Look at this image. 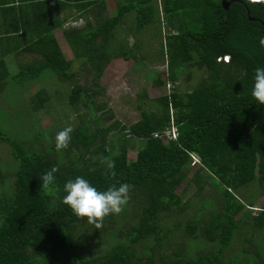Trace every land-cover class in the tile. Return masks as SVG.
<instances>
[{
    "label": "trees",
    "instance_id": "trees-1",
    "mask_svg": "<svg viewBox=\"0 0 264 264\" xmlns=\"http://www.w3.org/2000/svg\"><path fill=\"white\" fill-rule=\"evenodd\" d=\"M51 1L34 2L48 4L49 20L58 17L49 8ZM55 1L69 9L76 6L86 14L83 25L64 28L74 56L66 55L55 36L56 27L63 25L59 17L46 26L31 24L30 29L38 35L31 47L37 46L42 55L22 64L16 73H0V79L25 82L26 87L32 80H43L42 72L49 68L69 83L75 74L71 68L74 57H78L83 66L85 62L90 64L84 68H91L86 83H73L68 101L78 107L85 94L89 110L94 112L92 100L102 89L100 79L107 64L115 57H124L134 59L140 68L144 51H139L143 43L138 33L151 25L160 26L164 19L168 32L161 37L160 54L165 57L166 72L162 79L161 72L156 71V82L173 86L155 100L150 99L147 106L139 99L141 117L129 125L115 121L94 127L95 114L89 121L77 123L72 126L69 148L61 152L55 150L53 136L49 140L39 135L38 145H26L0 131V138L10 144L18 161L14 188L0 194V264H264V248L246 235L248 245L235 248L238 254L226 253L235 230L244 224L240 223L244 212L251 217L254 230L264 227V206L257 209L247 195H239L249 183L256 182L260 191L264 189V105H258L251 95L254 70L264 67V47L259 44V38L264 37V1L249 4L247 0H229L225 8L221 0H123L117 3L114 15L104 11L108 0ZM128 12H135L137 20L127 28L135 37L133 44L126 32L117 29ZM72 14L75 12L71 10L64 21ZM225 54L228 61L221 58ZM193 67L204 69L205 74L192 88L177 87L180 77H187ZM46 84L29 100L37 101L36 110L53 108ZM153 100L156 102L152 104ZM172 123L178 131L175 139L163 141L153 135V131L162 132ZM115 127L122 137L118 143L111 134ZM47 129L53 134L52 127L42 130ZM136 145L137 156L131 158L129 149ZM191 153L199 156L198 164H192ZM106 157L116 163L114 179L103 174L101 161ZM54 165L60 166L54 184L40 188L39 176ZM190 167L196 168L188 178ZM77 176L86 178L98 190L112 184L134 186L126 214L104 220L120 229L119 240L110 246L102 240L92 242L89 238L96 232L90 224L86 219L79 220L62 203L65 183ZM190 180L198 191L205 181L214 190L221 185L222 191L214 198L205 194L214 204L209 209H199L200 198L195 196L193 204L197 202V208L188 209L183 221L174 219L173 226L183 237L176 235V248L170 250L165 246L169 229H163L160 221L164 214L186 210L188 203L177 188L182 184L183 189ZM241 212L243 215L237 218ZM82 223L88 225L87 239L75 235ZM186 235L196 240L206 237L218 245L197 249L191 255L184 242ZM144 240L149 242L139 248L138 243Z\"/></svg>",
    "mask_w": 264,
    "mask_h": 264
},
{
    "label": "rangeland",
    "instance_id": "rangeland-1",
    "mask_svg": "<svg viewBox=\"0 0 264 264\" xmlns=\"http://www.w3.org/2000/svg\"><path fill=\"white\" fill-rule=\"evenodd\" d=\"M123 0H108L107 8L104 10L105 13L109 15H114L117 11V3ZM123 25L119 26L117 29L120 32H126L128 40L131 44L134 41L135 37L131 36L130 31H127L128 26L134 25L136 20L135 12H128L124 15ZM83 25V24H80ZM78 25V26H80ZM161 26V31L159 32L158 28ZM160 26L151 25L148 26L145 30L138 33L140 40L143 43L142 49L139 48V51H144V58L141 59L142 64L140 68L134 64V59H125L124 57H115L109 64L106 66L104 73L100 79L102 89L96 98L92 100L94 112L89 110V99L85 94H82L80 103L78 107H74L68 101V92L70 91L73 81H68L58 77L57 72L53 69H45L42 72L44 77L43 80L37 82L32 81L29 85H36L37 87L28 88L27 83L17 82L16 80H10L5 83L3 89H0V131L5 133L8 136L19 139L28 144H36V138L41 135L40 138L45 136L47 139H52V136L55 137L56 133L59 132L62 125H71L75 126L77 123L82 121H89L92 116L95 114L96 117L93 119L94 127H101L107 124H111L115 121H119L120 124L129 125L132 122L138 120L141 117V110L139 108V99L143 100L144 105L147 106L150 99H156L159 95H163L168 92L169 88L166 85L157 84L156 82V71L161 72L162 79L165 77L166 72V63L164 61L165 57L161 56L160 51L161 47V37L163 34L168 32L167 23L164 19L161 20ZM156 30V31H155ZM60 40L63 43L64 52L68 57L72 56L71 48L68 44L64 34L60 35ZM163 40V39H162ZM140 55V52L139 54ZM145 62V64H144ZM78 62L75 63V66L78 67ZM88 72H79L76 76V81H81L86 83L88 81ZM188 76L182 75L180 80L177 81L176 86L180 89H189L192 88L193 84L197 82L198 77H201L205 74V70H199L197 67H193L188 71ZM91 74L89 79L91 80ZM47 83V84H46ZM47 85V92L52 97V110H45L44 108H34V105L37 101H29L32 95L37 92L42 85ZM173 84H171L172 88ZM145 88V89H144ZM83 93V92H82ZM151 103H155L156 101ZM40 109V110H39ZM113 115L109 116V114ZM44 128H51L53 134H51L50 129L42 130ZM118 127H115L111 134H115V139L118 142L122 141L120 134H116ZM44 131V132H43ZM43 135V136H42ZM138 143V141H136ZM137 145L130 147L129 157L136 158L137 156ZM18 166V161L13 156L11 146L8 142L0 138V194L8 191V189L14 188V169ZM196 168V167H195ZM195 168H191L188 171V178H190ZM6 175V176H5ZM10 181H9V179ZM13 183L11 184L10 182ZM182 184L177 188V191L181 190L182 198L184 201L190 205L186 207L184 212H174L172 214H164L163 218L160 221L162 228H168V236L165 238V246L170 250L174 249L175 242L177 239H182L180 234V229L173 226L175 218L180 220H185L188 209L197 208V202L199 209L203 207L209 209L214 204L211 202L210 198H207L206 195H209L211 198L222 191V186L218 185L217 189H213L210 182L205 181L202 187V190L198 191L197 186L191 180L184 185L182 189ZM261 187L256 183H249L244 186L239 191V195H247L256 206L255 208L259 209L264 206V189L259 190ZM258 192H257V191ZM255 191L257 192L256 196ZM200 198L194 203V197ZM205 196V197H202ZM193 199V200H192ZM248 201V199H245ZM193 204V205H192ZM257 209H251L257 211ZM202 210V209H201ZM209 211V210H208ZM127 210L124 208V211L119 215L126 214ZM244 221H240L243 224L241 227H237L235 230V236L232 241V245L226 249V253L230 254L236 252L239 253L238 246L248 245L249 242L246 240V236L250 237L252 240L259 243L264 248V227H257L255 230L252 228L253 223L252 219L246 212ZM243 213H239L237 218ZM112 216V215H110ZM131 221V220H130ZM93 229L92 231L96 232L94 237L89 238L90 234L87 231L88 225L82 223L79 225L80 230H75V235L81 236V238H89L92 242H104L105 246L112 245V242L119 240L120 229L112 225L111 222H104L101 229H96L93 225H90ZM252 228V229H251ZM85 234V235H84ZM178 235V238L177 236ZM246 235V236H245ZM105 239H109L107 242ZM105 240V241H104ZM77 241V240H76ZM96 241V242H95ZM149 241L144 240L138 243L139 248H143ZM184 242L188 245L190 254L193 255L195 250H207L214 247L218 244H213L206 237L200 238L199 240L186 235L184 237ZM77 245L79 241H77ZM103 245V246H104ZM168 245V246H167ZM257 245L256 247H260ZM102 246V245H101ZM179 246V244H178ZM250 247V245H249ZM176 248V247H175ZM244 252V249H241ZM261 252L264 253V249H261ZM95 255V251L91 253ZM248 254V253H246ZM264 256V255H263ZM50 264H59L58 261ZM70 264V263H65Z\"/></svg>",
    "mask_w": 264,
    "mask_h": 264
},
{
    "label": "clouds",
    "instance_id": "clouds-1",
    "mask_svg": "<svg viewBox=\"0 0 264 264\" xmlns=\"http://www.w3.org/2000/svg\"><path fill=\"white\" fill-rule=\"evenodd\" d=\"M255 1L264 0H247L249 4ZM259 44L264 47V37L259 38ZM251 95L258 105H264V67H257L254 70ZM73 132L74 128L68 125L56 133L54 144L57 152L69 148ZM101 163L104 167V176L114 179L117 175L115 161L106 157ZM59 171L60 166L54 165L50 170L40 175V188L48 189L52 186L56 180L55 174ZM133 187L129 183H121L119 186L112 184L106 190H98L89 180L77 176L74 180L69 179L65 183L63 190L66 195L62 197V203L79 220L86 219L87 224L93 225L96 229H101L106 217L118 216L124 211L131 199Z\"/></svg>",
    "mask_w": 264,
    "mask_h": 264
},
{
    "label": "crops",
    "instance_id": "crops-1",
    "mask_svg": "<svg viewBox=\"0 0 264 264\" xmlns=\"http://www.w3.org/2000/svg\"><path fill=\"white\" fill-rule=\"evenodd\" d=\"M37 1L38 0H0V73L2 74L6 72L16 73L20 70L22 64L28 63L42 55L41 50L37 46L31 47L33 42L38 38L37 33L30 29L31 24L46 26L59 17L63 25L56 27L54 33L64 49L63 43L60 40V35L64 34V28L70 25L85 23L86 14L78 11L76 6L71 9L65 8L62 3L58 4L55 0L51 1L49 8L52 9L58 17L49 20L47 18L48 4L40 3L35 5L34 2ZM71 10L75 12V15H69L64 21V18L71 13ZM71 54L72 56L70 57H73L74 54L72 50ZM74 58L75 61L71 67L73 72H75L72 79L73 83H75L74 81L76 80L75 75L79 72L83 73L85 70L88 72L91 68V66L89 68H84V66L90 65L88 62H85L87 64L84 66L79 62L78 67H76L75 63L78 62L79 59L78 57ZM5 81L6 77L0 79V88L4 87L3 83H6ZM32 81L37 82L39 79ZM28 87L37 86L33 84Z\"/></svg>",
    "mask_w": 264,
    "mask_h": 264
},
{
    "label": "built area",
    "instance_id": "built-area-1",
    "mask_svg": "<svg viewBox=\"0 0 264 264\" xmlns=\"http://www.w3.org/2000/svg\"><path fill=\"white\" fill-rule=\"evenodd\" d=\"M221 58L225 61H228L229 55L225 54ZM217 59H220V57H218ZM166 87L170 88L171 84L170 83L166 84ZM153 135L159 137L163 141H168L170 139H175L178 135V131L176 126L172 123L170 126H167L162 132L153 131ZM190 157L192 160L191 161L192 164H198L200 162L199 156L196 155L195 153H191Z\"/></svg>",
    "mask_w": 264,
    "mask_h": 264
},
{
    "label": "water",
    "instance_id": "water-1",
    "mask_svg": "<svg viewBox=\"0 0 264 264\" xmlns=\"http://www.w3.org/2000/svg\"><path fill=\"white\" fill-rule=\"evenodd\" d=\"M221 2H222L223 6H224L225 8L228 7V5H229V0H221Z\"/></svg>",
    "mask_w": 264,
    "mask_h": 264
}]
</instances>
